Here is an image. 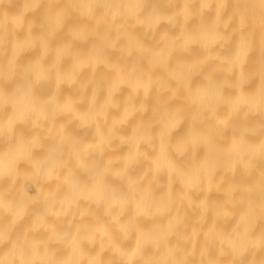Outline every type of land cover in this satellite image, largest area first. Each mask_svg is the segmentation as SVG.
Here are the masks:
<instances>
[{"label":"clouds","instance_id":"1","mask_svg":"<svg viewBox=\"0 0 264 264\" xmlns=\"http://www.w3.org/2000/svg\"><path fill=\"white\" fill-rule=\"evenodd\" d=\"M0 264H264V0H0Z\"/></svg>","mask_w":264,"mask_h":264},{"label":"bare ground","instance_id":"2","mask_svg":"<svg viewBox=\"0 0 264 264\" xmlns=\"http://www.w3.org/2000/svg\"><path fill=\"white\" fill-rule=\"evenodd\" d=\"M257 35H259V33H257ZM254 59V54H253V56L252 57H250V66H251V61ZM124 92H126L127 91V89H125V90H123ZM123 94V93H122Z\"/></svg>","mask_w":264,"mask_h":264}]
</instances>
